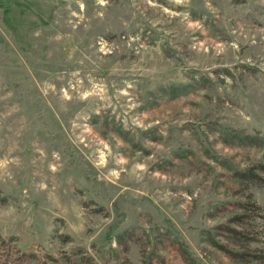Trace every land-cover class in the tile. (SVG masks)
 I'll return each instance as SVG.
<instances>
[{
    "label": "rangeland",
    "instance_id": "rangeland-1",
    "mask_svg": "<svg viewBox=\"0 0 264 264\" xmlns=\"http://www.w3.org/2000/svg\"><path fill=\"white\" fill-rule=\"evenodd\" d=\"M0 233V264H264V0H0Z\"/></svg>",
    "mask_w": 264,
    "mask_h": 264
},
{
    "label": "trees",
    "instance_id": "trees-1",
    "mask_svg": "<svg viewBox=\"0 0 264 264\" xmlns=\"http://www.w3.org/2000/svg\"><path fill=\"white\" fill-rule=\"evenodd\" d=\"M12 238L16 239V237H12ZM0 242H1V243H2V242H6V239L1 235V233H0ZM26 255H27V253H24V256H26ZM28 256L36 257L37 255L34 254V253H32V254H28ZM51 258H52V260H55L54 257H51Z\"/></svg>",
    "mask_w": 264,
    "mask_h": 264
}]
</instances>
